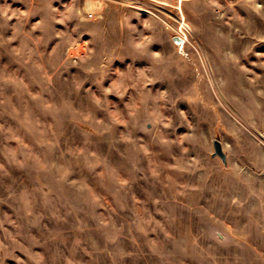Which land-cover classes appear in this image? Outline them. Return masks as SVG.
Here are the masks:
<instances>
[{
	"label": "rangeland",
	"instance_id": "obj_1",
	"mask_svg": "<svg viewBox=\"0 0 264 264\" xmlns=\"http://www.w3.org/2000/svg\"><path fill=\"white\" fill-rule=\"evenodd\" d=\"M0 264H264V0H0Z\"/></svg>",
	"mask_w": 264,
	"mask_h": 264
},
{
	"label": "water",
	"instance_id": "obj_2",
	"mask_svg": "<svg viewBox=\"0 0 264 264\" xmlns=\"http://www.w3.org/2000/svg\"><path fill=\"white\" fill-rule=\"evenodd\" d=\"M174 41L177 43H181L182 45L185 43V40L179 36L174 37ZM214 156L219 157L224 163H227V154L224 151L223 144L219 140H214Z\"/></svg>",
	"mask_w": 264,
	"mask_h": 264
},
{
	"label": "built area",
	"instance_id": "obj_3",
	"mask_svg": "<svg viewBox=\"0 0 264 264\" xmlns=\"http://www.w3.org/2000/svg\"><path fill=\"white\" fill-rule=\"evenodd\" d=\"M89 15H90V17H93V16H94V14H93V13H90ZM181 32L183 33V31H182V30H181ZM184 37H185V35H184Z\"/></svg>",
	"mask_w": 264,
	"mask_h": 264
},
{
	"label": "bare ground",
	"instance_id": "obj_4",
	"mask_svg": "<svg viewBox=\"0 0 264 264\" xmlns=\"http://www.w3.org/2000/svg\"><path fill=\"white\" fill-rule=\"evenodd\" d=\"M99 4H101V2H99Z\"/></svg>",
	"mask_w": 264,
	"mask_h": 264
}]
</instances>
